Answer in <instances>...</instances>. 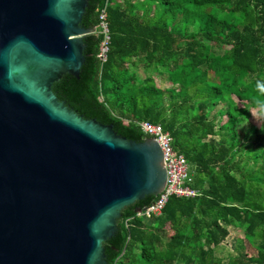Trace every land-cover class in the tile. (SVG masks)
<instances>
[{
  "label": "trees",
  "instance_id": "16d2710c",
  "mask_svg": "<svg viewBox=\"0 0 264 264\" xmlns=\"http://www.w3.org/2000/svg\"><path fill=\"white\" fill-rule=\"evenodd\" d=\"M106 5L107 62L102 36L87 35L79 79L63 76L54 94L139 143L135 121L161 124L200 191L151 220L138 212L157 196L125 207L107 264H222L230 228L244 237L228 264H264V125L249 123L264 107V0H88L81 26H97Z\"/></svg>",
  "mask_w": 264,
  "mask_h": 264
},
{
  "label": "water",
  "instance_id": "95a60500",
  "mask_svg": "<svg viewBox=\"0 0 264 264\" xmlns=\"http://www.w3.org/2000/svg\"><path fill=\"white\" fill-rule=\"evenodd\" d=\"M88 0H0V264H107L122 210L158 196L165 160L85 119L53 85L85 63Z\"/></svg>",
  "mask_w": 264,
  "mask_h": 264
},
{
  "label": "built area",
  "instance_id": "2783aa9c",
  "mask_svg": "<svg viewBox=\"0 0 264 264\" xmlns=\"http://www.w3.org/2000/svg\"><path fill=\"white\" fill-rule=\"evenodd\" d=\"M94 29H96L97 36H102L97 58L103 65L108 60L111 42L107 5L100 12L99 24ZM135 122L144 135L159 145L167 170V182L164 189L152 204L138 212V216L151 220L163 212L171 197L193 199L200 195V191L193 187V177L190 174L187 160L183 154L174 149L173 137L170 132L165 130L161 124L147 120Z\"/></svg>",
  "mask_w": 264,
  "mask_h": 264
},
{
  "label": "rangeland",
  "instance_id": "374dc122",
  "mask_svg": "<svg viewBox=\"0 0 264 264\" xmlns=\"http://www.w3.org/2000/svg\"><path fill=\"white\" fill-rule=\"evenodd\" d=\"M144 76V75H143ZM157 84L162 86L164 85L161 80H156ZM237 100V99H236ZM240 107H242L243 103L239 102L237 100ZM249 123L255 124L258 127H261V125H264V116L261 115V113L257 112V109L252 110V116L249 119ZM213 138H209L208 140H211ZM231 233L230 236L227 238V240L222 244V246L218 249L217 255L221 259H223L222 264H228V257L235 252V250L238 247L239 240L243 239L244 234L238 229L230 228Z\"/></svg>",
  "mask_w": 264,
  "mask_h": 264
},
{
  "label": "clouds",
  "instance_id": "9594fccd",
  "mask_svg": "<svg viewBox=\"0 0 264 264\" xmlns=\"http://www.w3.org/2000/svg\"><path fill=\"white\" fill-rule=\"evenodd\" d=\"M261 115L264 116V107H262Z\"/></svg>",
  "mask_w": 264,
  "mask_h": 264
}]
</instances>
